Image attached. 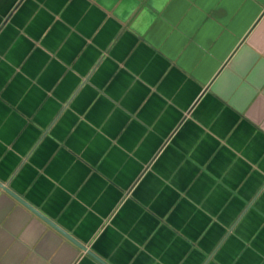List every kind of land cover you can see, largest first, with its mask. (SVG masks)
<instances>
[{
	"label": "crops",
	"instance_id": "1",
	"mask_svg": "<svg viewBox=\"0 0 264 264\" xmlns=\"http://www.w3.org/2000/svg\"><path fill=\"white\" fill-rule=\"evenodd\" d=\"M0 264H264V0H0Z\"/></svg>",
	"mask_w": 264,
	"mask_h": 264
},
{
	"label": "water",
	"instance_id": "2",
	"mask_svg": "<svg viewBox=\"0 0 264 264\" xmlns=\"http://www.w3.org/2000/svg\"><path fill=\"white\" fill-rule=\"evenodd\" d=\"M37 214V213H36ZM49 225H51L52 227H54L57 231H59L61 234H63L64 236H66L68 239H70V237H68V235H66L65 233H63L62 231H60L59 229H57L52 223L46 221ZM83 248V247H82Z\"/></svg>",
	"mask_w": 264,
	"mask_h": 264
}]
</instances>
